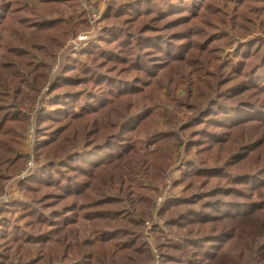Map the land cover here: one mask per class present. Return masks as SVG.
Returning <instances> with one entry per match:
<instances>
[{
  "label": "trees",
  "instance_id": "16d2710c",
  "mask_svg": "<svg viewBox=\"0 0 264 264\" xmlns=\"http://www.w3.org/2000/svg\"><path fill=\"white\" fill-rule=\"evenodd\" d=\"M102 21L34 110L0 264H264V0H129ZM86 26L75 0H0V196L49 59ZM174 160L155 259L142 231Z\"/></svg>",
  "mask_w": 264,
  "mask_h": 264
},
{
  "label": "rangeland",
  "instance_id": "374dc122",
  "mask_svg": "<svg viewBox=\"0 0 264 264\" xmlns=\"http://www.w3.org/2000/svg\"><path fill=\"white\" fill-rule=\"evenodd\" d=\"M129 0H75L76 4V11L77 12H83L86 16L87 20V26L84 30L79 31L76 34L69 35L68 38L64 41L61 48L55 52L52 58L49 59V67H48V80L44 85L40 88L39 94L36 95V100L34 102L35 107L33 110L28 111V113H31L29 116V125L24 133V137L21 141V153L26 155V159H23L22 167L18 170L17 173L9 177L5 181V188L3 190L2 196H0V207L7 205L11 200L20 199V195L18 193V184L22 180L28 178L35 172V156H34V146H35V138H36V132H35V116H34V110H38L43 105L45 108H47V99L50 97L48 95V89L51 82L54 80V78L59 74L62 66L65 64V62L69 59H74L76 55L79 53L80 50L86 48L91 42L95 41L101 26L103 24L102 21V14L104 13L106 7L109 4L112 5H119L120 3H125ZM132 1V0H130ZM92 11V12H91ZM94 14V15H93ZM81 35H89L92 37L91 40L85 45L82 46V48L78 50H72L69 45L75 40V38L81 36ZM163 97V95H162ZM44 100H46L44 102ZM46 103V104H45ZM22 111V110H21ZM23 112V111H22ZM182 113H185L183 111ZM161 122V121H160ZM185 159V157H183ZM32 160V164L34 165V169L32 172L27 174L23 179H20L22 174L24 173V170L29 163V161ZM180 178V170H179V163L174 160L165 170L164 177L162 182L153 183V193H154V211L152 212V219L147 220L144 223L143 231H142V239L146 241L148 244V248L150 249L151 254L154 256L155 259H157L156 254V241L154 238V235L152 233V229L156 224H159L161 226L160 218L157 216V212L159 208L162 206L165 199L168 197H175L178 196L180 193V188H175L172 186V183L175 181H178ZM7 196L8 201L4 202L3 197ZM16 214H13L11 217L15 218ZM78 228V238L79 240L86 239L89 237V229L86 228L84 224H80L77 226ZM28 258L30 256H27ZM15 263V260L10 261V263Z\"/></svg>",
  "mask_w": 264,
  "mask_h": 264
},
{
  "label": "built area",
  "instance_id": "2783aa9c",
  "mask_svg": "<svg viewBox=\"0 0 264 264\" xmlns=\"http://www.w3.org/2000/svg\"><path fill=\"white\" fill-rule=\"evenodd\" d=\"M91 39H92V37L89 35H81V36L75 38V40L73 39V41L71 42L69 47H71L72 50H78V49L82 48L83 45L87 44L89 42V40H91ZM33 169H34V165L32 164V160H30L29 163L27 164L25 170H24V173L20 177V179H23L27 174L32 172ZM2 199L4 202L8 201L7 196L3 197Z\"/></svg>",
  "mask_w": 264,
  "mask_h": 264
}]
</instances>
